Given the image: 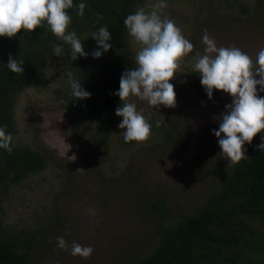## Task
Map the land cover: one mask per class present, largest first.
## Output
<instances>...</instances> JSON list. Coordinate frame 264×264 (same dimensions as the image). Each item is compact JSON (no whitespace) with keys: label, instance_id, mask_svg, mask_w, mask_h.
<instances>
[{"label":"trees","instance_id":"16d2710c","mask_svg":"<svg viewBox=\"0 0 264 264\" xmlns=\"http://www.w3.org/2000/svg\"><path fill=\"white\" fill-rule=\"evenodd\" d=\"M263 1L258 0V6ZM79 2L74 0L73 8L68 9L71 16L68 30L75 31L81 41L85 40L87 57L81 56L72 62L69 45L57 41L46 24L32 31L21 29L14 37L0 36V127L12 135V151L0 148V264L31 263L40 247L37 246L40 235L50 232L56 218L58 224L62 220V216H58L60 210H56L58 196L55 194L60 189L67 193L74 190L76 178H79L69 175L66 166L41 147L34 137L26 140L20 133L18 114L25 115L20 99L26 92L44 90L50 94V100L62 108L76 138V146L88 149L93 156L89 169H97L98 180L113 182L118 178L130 184L129 176H133L129 170L130 160H123V167L111 168L115 161L110 156L115 149L113 143H120V150L129 152L137 144L123 139V130L118 127L122 118L115 112L120 98L113 93L119 88L121 74L137 66L134 57L140 47L129 36L124 19L138 8L150 11L152 5L149 6V0H84V15L79 16L75 7ZM236 3L237 0H220L215 8L210 3L200 6L193 16L196 26L200 25L196 31L213 29L215 10L222 6L232 10ZM254 8L244 1L238 4L237 13L252 16ZM98 13L102 14V19ZM175 16L174 22L181 31L192 18L186 12H178ZM102 25L111 32L112 48L100 58H93L91 52L97 43L90 36ZM193 39V50L178 59L177 74L185 78L177 81L173 78L171 82L175 87L179 88L182 81L186 83L187 78H193L187 73L188 68L185 72L180 69L182 61L195 59L197 52L202 53ZM53 43L63 45L61 56L52 52ZM10 55L24 60V72L14 73L7 68ZM68 71L91 92L90 98L73 99L66 75ZM202 89L201 84H196L193 94ZM258 95L264 96V92H258ZM134 98L129 99L133 102ZM161 117L160 112L152 115L151 134L155 131L162 135L159 137H163L166 145L175 142V127L167 125ZM261 134L257 133L251 144L245 143L246 156L238 163H225L219 171L216 170V184L192 210L185 209L174 215L171 208L173 206L176 210L174 195L160 193L150 197L144 187L130 184L128 189L140 201L149 204L147 209L141 210L142 213L156 212L152 225L157 232V243L149 254L128 264H264V151L257 148ZM157 147L156 142H151L150 149ZM103 162L108 168L101 166ZM53 168L57 171L58 181L54 178L48 182L60 185V189L53 193L55 188L51 185L48 192L51 201L45 202L44 206L41 204L39 209L42 210L34 211V222L18 221V218L9 222L6 213L12 198L11 189L27 184L26 180L31 176ZM208 171L212 172V168ZM41 178L47 180L45 176Z\"/></svg>","mask_w":264,"mask_h":264},{"label":"rangeland","instance_id":"374dc122","mask_svg":"<svg viewBox=\"0 0 264 264\" xmlns=\"http://www.w3.org/2000/svg\"><path fill=\"white\" fill-rule=\"evenodd\" d=\"M244 1L255 7L252 16L238 15V4ZM257 2L237 0L232 10L219 7L213 13V29L200 31H196L200 25L196 26L193 18L196 10L205 3L215 8L220 0H165L162 14L174 21L178 12L189 13L192 18L183 26L182 32L190 42L194 37L192 42L202 52V36L207 30L218 46H236L254 60L259 50L264 48V1L259 6ZM154 3L156 0H149V6ZM194 60L187 58L180 63L181 71L185 72L188 68L187 73L193 78H187L186 83L182 81L179 88L175 87V106L154 107L137 97L133 101L138 110H143L149 123L152 115L160 112L161 119L175 127V142L166 145L163 137H159L162 135L152 131L141 144L137 142L135 152L120 150V143H113L115 149L110 155L115 160L111 168L123 167L122 164L130 160L129 170L133 175L129 176L130 184L144 187L150 197L160 193L174 195L177 198L176 210L171 206L174 215L185 209L192 210L202 202L216 184V172L223 164L230 162L219 153L218 137L212 130L219 126V120L215 117L226 110L225 105L232 98L222 90H215L213 99H209L204 88L198 94H193L194 86L201 84L200 77L191 72ZM177 77L179 74L176 73V81L185 78L184 75ZM43 92L30 90L22 95L20 106L22 111L25 110V115L18 114L20 133L26 140L34 137L41 147L66 166L69 175L80 179L76 178V187L67 193L65 189H60V185L54 186L48 182L54 178L58 181L57 171L53 168L33 175L26 180L27 184L22 183L15 190L11 189L12 198L6 213L9 222L16 218L18 221L34 222V211L42 210L39 209L40 205L51 201L48 193L51 185L55 188L53 193L60 189L55 194L58 196L56 210H60L58 216L64 218L60 217L62 220L59 224L56 218L50 232L40 235L37 245L40 247L30 264H128L149 254L157 243V232L152 225L156 212H150L151 216L142 213L141 210L147 209L149 204L140 201L128 189L130 184L125 180H98L97 169H89L93 159L90 151L76 146V138L64 111L50 100V94ZM113 139L114 136L111 141ZM151 142H156L157 149H150ZM101 166L108 168L104 162ZM210 167L212 172L208 171ZM60 236L65 238L67 248L57 247V237ZM73 241L82 246H91L92 254L87 258L71 255Z\"/></svg>","mask_w":264,"mask_h":264},{"label":"clouds","instance_id":"9594fccd","mask_svg":"<svg viewBox=\"0 0 264 264\" xmlns=\"http://www.w3.org/2000/svg\"><path fill=\"white\" fill-rule=\"evenodd\" d=\"M73 6L74 0H0V36L14 37L21 29L32 31L46 24L57 41L69 45L72 62L81 56L87 57L89 52L85 50V40L81 41L75 31L68 30L71 23L68 9ZM164 6L165 0H156L150 11L138 8L124 19L129 36L140 46L134 57L137 66L121 74L119 88L113 93L120 98L115 112L122 117L118 127L123 130L125 142L145 141L152 128L143 110H138L129 98L137 97L154 107L175 106L176 91L171 81L177 73V62L194 47L175 22L162 14ZM75 7L76 15L83 16L84 0ZM97 15L103 18L101 13ZM90 37L97 43L91 52L93 58H100L112 48V35L106 25L98 27ZM202 44L203 52L196 53L191 72L199 75L209 99H213L215 90H222L232 98L225 105L226 110L215 117L219 126L212 132L218 137L219 153L235 164L246 156L244 145L251 144L257 133H262L257 148L264 151V96L258 95V92H264V48L253 60L236 46H218L207 30L202 36ZM52 52L61 56L63 45L53 43ZM23 65V59L12 55L6 63L14 73L24 72ZM66 75L73 99L90 98L91 92L71 71ZM11 141V133L0 127V148L11 152ZM57 247H68L63 236L57 237ZM70 251L73 256L87 258L93 248L73 241Z\"/></svg>","mask_w":264,"mask_h":264}]
</instances>
